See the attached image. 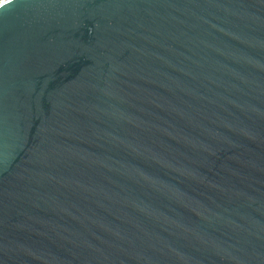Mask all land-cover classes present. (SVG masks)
I'll return each mask as SVG.
<instances>
[{
	"label": "water",
	"instance_id": "obj_1",
	"mask_svg": "<svg viewBox=\"0 0 264 264\" xmlns=\"http://www.w3.org/2000/svg\"><path fill=\"white\" fill-rule=\"evenodd\" d=\"M0 4V264H264V0Z\"/></svg>",
	"mask_w": 264,
	"mask_h": 264
},
{
	"label": "snow or ice",
	"instance_id": "obj_2",
	"mask_svg": "<svg viewBox=\"0 0 264 264\" xmlns=\"http://www.w3.org/2000/svg\"><path fill=\"white\" fill-rule=\"evenodd\" d=\"M5 2H9V0H5ZM3 5L2 4H0V7H2Z\"/></svg>",
	"mask_w": 264,
	"mask_h": 264
}]
</instances>
